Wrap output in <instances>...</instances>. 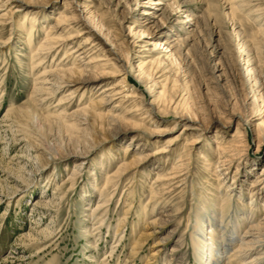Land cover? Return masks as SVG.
Instances as JSON below:
<instances>
[{"label": "rangeland", "instance_id": "1", "mask_svg": "<svg viewBox=\"0 0 264 264\" xmlns=\"http://www.w3.org/2000/svg\"><path fill=\"white\" fill-rule=\"evenodd\" d=\"M257 4L235 17L230 6L237 4L226 0L212 7L205 0H12L0 12V264H126L127 259L130 264H207L192 240L196 247L208 241V219L219 225L223 199L230 194L226 228L236 232L221 256L227 263L249 224L264 217V32L259 26L264 3ZM10 9L20 11L11 15ZM64 12L74 22L71 33H84L54 53L37 55L46 58L33 69L40 42ZM137 18L143 24L137 25ZM24 19L38 20L39 32L30 43L18 27ZM88 38L95 48L85 62L96 61L81 78L90 82L63 87L59 71L77 61L64 58L66 51ZM43 72L52 74L41 78ZM45 79L54 85L41 82ZM35 82L54 94L46 89L34 94ZM120 82L116 90L122 94L98 108L100 116L76 112L102 87ZM132 91L139 98L122 97ZM187 125L191 129L167 147L169 152L135 167L121 166L135 154H155ZM234 135L242 143L235 159L219 162L225 158L217 145ZM22 136L25 143H14ZM174 163L180 164L183 174L176 181L182 184L169 194L165 208H156L151 187L158 172H168ZM107 176L112 182L103 211L92 213ZM39 200L48 203L45 210L35 206ZM202 209L209 216L195 231ZM175 210L174 219L130 256L141 234L151 233L149 221ZM159 247L161 252L150 257ZM175 247L179 251L173 254ZM262 252L256 246L234 264H248Z\"/></svg>", "mask_w": 264, "mask_h": 264}, {"label": "bare ground", "instance_id": "2", "mask_svg": "<svg viewBox=\"0 0 264 264\" xmlns=\"http://www.w3.org/2000/svg\"><path fill=\"white\" fill-rule=\"evenodd\" d=\"M205 1H207L209 7H212L213 3H215L217 0H205ZM226 1H229V2L233 1V3L237 4V5L233 6V7L230 6V14H231L232 17H235V13L237 11L241 12V11L252 10V8L254 6H256V5L258 6L257 3H264V0H226ZM11 2H12V0H0V12L6 11V8L9 7V4H11ZM153 3H157V2H153ZM209 7H208V9H209ZM11 8H14V7H11ZM19 8H21V6H19ZM213 8H211V9H213ZM19 11H20L19 9H15V10H11L10 9V10H8V13L11 14V15H14V14L18 13ZM252 12H256V11L253 10ZM252 15H254V14H252ZM142 18H144L145 21L149 20V18H145V17H142ZM54 21H55V23L53 25H51L49 30L46 32L43 40L39 44L38 51H36V54H34L32 59H34L37 55L44 54V53L45 54H49L50 52L55 51L56 49L60 48L61 46H65L68 43H72L73 40L76 37H78V36H80L81 34L84 33L83 32V33H79V34H76V35L71 33L72 32L71 30L74 28V26H72V23H74V22H71L72 18H70L69 15H66L65 12L63 14L60 13L57 16H55ZM134 22L137 25L143 24L141 19H139V18L134 20ZM37 26H38V20H36V19H30V20H26V21L24 19L23 22L22 21L19 22L18 27L23 28L21 30H26V32L28 34L26 36V39H25L26 42L30 43L33 40V38L36 36V33L39 32V29H38ZM259 26H260V30L262 32H264V22L261 23L259 21ZM238 27H240V26L238 25ZM182 28L185 30L184 26ZM147 30H148V28H147ZM145 31L146 30L140 31V34H142V35L145 34ZM182 42L184 43L185 40H182ZM92 43L93 42L90 41L89 38H88V39L84 40L83 42H81L80 44H78L76 46H73L69 50L66 51V55H65L64 58L71 57V59H74V60H77V61L75 63L76 64L75 66H72L71 68L68 67L69 69L66 68L65 70H60L59 71L61 73V75H62L61 76L62 77L61 78L62 81H59V82L62 83V85H63V82H66V84H67V85L66 84L63 85V87L64 86H69V84H75V83H80V84L85 85L87 82H90L91 79L90 80L86 79V78L82 79L81 75L87 70V68L90 66L91 62L93 63V62L96 61L95 57H93V58H90L87 62H85L88 59L89 51H91L92 48L93 49L95 48V44H92ZM165 44L167 45V47L171 46V43L168 40L165 41ZM1 45H3V44H0V46ZM40 57H42V56H40ZM44 58H46V57H42L39 60H37L35 58L36 60L32 62V65H35L38 61H39V63H37L38 65L35 66L33 69L37 68L39 66V64L42 65L44 62L43 63H40V62H42L44 60ZM76 58H78V59H76ZM93 59L95 61H93ZM97 61H102V60H97ZM145 63H146V61L141 62L139 68H141L143 65H145ZM48 73H51V72H48ZM48 73L47 72H43L40 75L41 78H42V76H46V74H48ZM105 73L106 74H104L103 76H107L108 75V72H105ZM40 76H38V77H40ZM99 77L100 76L97 77V76L94 75V78H99ZM41 82H43V83H47L48 82L49 83L50 81L46 80V81H41ZM36 84L37 83L35 82L34 94L39 89H46L47 91L49 90L48 92L50 94H54V92H55L54 89L42 88V87L37 86ZM154 84H155V82H153L152 85H154ZM51 85H54V84L51 83ZM51 85H50V87H51ZM121 85L123 86L122 82L116 83L113 87H111V86L102 87L101 90H100V93H99V95L97 96L96 99L90 100L89 102L83 104L84 107L81 108V109L78 108L79 110H77L76 112H80V113L88 112L89 113V112L93 111L96 116H100L101 112L97 111L98 108L99 109H101L102 107L104 108V107L108 106L110 103H112L114 100L118 99V98H116V95L122 94V92L116 90V88L118 86H121ZM77 88H79V87H77ZM162 91H163V88L158 93V95L161 94ZM74 92H75V90L71 91L67 95V97H62L60 99V101L58 102V106H61V107L64 106V104H66V102H67V98L70 97L71 95H73ZM106 97H109L108 98L109 100H107ZM122 97H126L128 99L139 98L138 95L134 93V91L128 92L125 95H123ZM135 110H139L138 107ZM88 113L86 114V116L88 115ZM189 129H191L190 126H188V125L185 126L183 128V132H181L180 134L170 138L168 140L167 146L159 147L158 150H156L157 152L155 154H149V153L148 154H142V153L135 154V155L132 156V158L130 160L122 161L121 162V166L122 167L123 166H125V167H135V166H138V165H141V164L147 162L151 157L159 156V155H162L163 153L169 152L170 150H168L167 147L171 148L172 146L177 144V142H180L181 139H183V135L186 133V130H189ZM235 137H237V135H234L230 141L220 142V144L217 145V150L219 151L218 153L219 154H223L224 153V155H222L220 157L221 158H225L224 160H220L219 162L222 163V162H224L226 160V161H228V163H231L233 161V159H235L234 157L237 155V149L242 146V143L240 145L237 144V141H236ZM24 138L26 139V137L17 138V139L14 140V143H18V144H21L22 142L25 143L24 141H26L27 139L25 140ZM179 166H180V164L178 165V163H174V165L172 164L171 169L168 172L165 171L164 169H162V171L158 172L157 179L154 181L157 184H156V186L151 187V190H152L151 191V193H152L151 199L154 200L153 203H154V206L156 208L157 207H159V209L165 208V205L170 200V199H168L169 194L171 192L175 191L177 188H179L180 185L182 184L181 183L179 185L181 180L176 181L183 174V173L180 172L181 168H179ZM121 170H122V168H121ZM220 174H218L217 176H219ZM112 177H113V175H112ZM173 181H174V183H173ZM111 182H112L111 177L107 176L106 179H105V184H104L103 191L101 192V200L95 206V208L93 209L92 213L100 214V212L103 211V207L105 205V198L103 196L106 194V191H107L106 189H107V187L109 186V184ZM260 183H261V181H260V178L258 177L257 178V184L253 185L254 188H253L252 192H254L256 189H258V187L260 186ZM173 184H175V185H173ZM227 193L228 192H226V194ZM230 201H231L230 194L226 195L224 197V199H223L224 203L221 205V210L222 211L221 210L220 211H221L222 217H221V221H220L219 225L215 224L212 221L213 218L211 216H210L211 218L208 219L210 224H211L210 225L211 231L209 233L208 241L204 240V244L202 246L196 247V245H197L196 241L192 240V247H193L194 251L196 252V255L197 256H201V257H203V255H204V257H206L207 264H219V262H221V258H222L221 256L223 254V251H225V249L227 247L226 244L227 243H232L233 240H234L232 237L235 235L236 231H234V230H228L227 231V228H226L227 224H228L227 218H228V213H229V209H230L229 208ZM47 204H48L47 202L39 200V201H36L35 206L45 210L44 206H46ZM173 207H175V205H173ZM203 211H204V213L202 214L203 217L197 218L196 226H194V230L195 231L198 230V228L200 227V225H199L200 220H202L204 217H208L209 216L207 209L206 210L204 209ZM212 211L214 212L213 208L211 209V213H213ZM173 213H175V214H173ZM176 215H177V213H176V210H175V212H171V214H159L158 217H154L153 219H151V221H149V223H148L149 224L148 228L151 230V233L150 234H146V233H142L141 234V236L138 238V241L135 243L133 248H131L130 256H133L134 254L136 255L137 252H139L140 247L143 246L142 242L148 240V238L150 236H152L154 234H157V230L160 229L161 227H163L164 224L166 225V223L171 222L172 221L171 217H172V219H174L173 217H175ZM255 215H256L255 211H253V212H251V216L250 217L251 218L255 217ZM248 218H246L245 220H247ZM247 230H245L243 232L244 235H243V237L241 239V243H240L241 245L240 244L237 245L236 248H233L230 252H228V254H227L228 258L226 259V261H227L226 264H234L239 258H242L243 256H245L247 252L254 251L256 246L260 250L264 249V217H263L262 221H259V222L254 221V225H251V223H250ZM252 231H256L255 234H257V235L255 237H254V235L250 234ZM226 234H227V238L225 239V235ZM248 237H254V239L249 240V241H243V240H247ZM221 238H222V240H221ZM165 240L166 239L163 238L162 240L158 241L156 244L158 246H162V245H164ZM160 250H161V248L159 247L157 250L151 252V256L150 257L157 256L161 252ZM178 251H179L178 248L175 247V248L172 249L171 252L174 254V253H176ZM103 257H105V256H103ZM263 259H264V253L262 252V254L254 256L251 259V261L248 262V264H259L261 261H263ZM130 261L131 260L127 259L125 261V263L126 264H130ZM168 261H166V262H168ZM103 262H104V259H103ZM224 262L225 261L221 262L220 264H224Z\"/></svg>", "mask_w": 264, "mask_h": 264}]
</instances>
